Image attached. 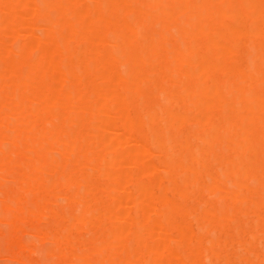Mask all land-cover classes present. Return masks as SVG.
Masks as SVG:
<instances>
[{
	"label": "bare ground",
	"instance_id": "obj_1",
	"mask_svg": "<svg viewBox=\"0 0 264 264\" xmlns=\"http://www.w3.org/2000/svg\"><path fill=\"white\" fill-rule=\"evenodd\" d=\"M256 241L264 0H0V264H264Z\"/></svg>",
	"mask_w": 264,
	"mask_h": 264
},
{
	"label": "rangeland",
	"instance_id": "obj_2",
	"mask_svg": "<svg viewBox=\"0 0 264 264\" xmlns=\"http://www.w3.org/2000/svg\"><path fill=\"white\" fill-rule=\"evenodd\" d=\"M189 203L192 204L193 201H192V202L189 201ZM192 205H195V202H194ZM44 223H45V222H44ZM193 225H194V224H193ZM193 225H192V227H193ZM195 225H196V224H195ZM193 228L196 230L197 227L195 226V227H193ZM28 238H29V237H28ZM26 239H27V237H26ZM257 242H259L261 245L258 244ZM262 242H263V241H256V244H255V245H257V244L259 245V246L257 245L259 251H261V249H263V251H264V247H263L264 245L262 246ZM261 246H262V247H261ZM233 248H236V249H237V246H234ZM233 248H230L228 251H229L230 253H232L233 251H235V249H233ZM0 249H2V247H0ZM3 249H4V247H3ZM231 250H233V251H231ZM240 250H241V249H240ZM240 250H239V252H242V250H241V251H240ZM4 251H5V249H4ZM4 251H1V250H0V253H2V252H4ZM5 252H7V251H5ZM2 254H3V253H2ZM4 254H5V253H4ZM0 255H1V254H0ZM35 255H38V257L42 258V257H41V254H40V255H39V254H35ZM35 255H33L32 258H33L34 260L39 261V260H38V257L35 256ZM3 257H4V256H3ZM0 259H3V260H4L5 258H0ZM3 260H1V261H3ZM4 262H5V261H4ZM2 264H3V263H2ZM10 264H15V263H10ZM16 264H18V263H16ZM236 264H237V263H236Z\"/></svg>",
	"mask_w": 264,
	"mask_h": 264
}]
</instances>
